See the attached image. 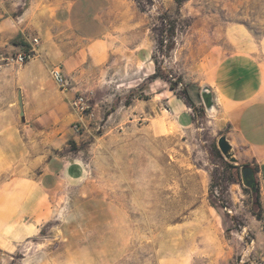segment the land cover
<instances>
[{"label": "rangeland", "instance_id": "374dc122", "mask_svg": "<svg viewBox=\"0 0 264 264\" xmlns=\"http://www.w3.org/2000/svg\"><path fill=\"white\" fill-rule=\"evenodd\" d=\"M65 1L0 0V16L29 10L19 22L33 29ZM112 1L124 37L148 52L145 76L156 77L142 80L127 50L122 66L78 91L89 109L79 132L68 126V173L48 193L37 195L27 176L39 136L18 116L23 65L0 51V264H264L258 173L259 204L242 181V166L255 163L239 150L240 164L223 158L216 143L228 128L199 95L221 62L261 58L264 0ZM170 84L193 96L189 124L157 95Z\"/></svg>", "mask_w": 264, "mask_h": 264}, {"label": "crops", "instance_id": "0c3cea01", "mask_svg": "<svg viewBox=\"0 0 264 264\" xmlns=\"http://www.w3.org/2000/svg\"><path fill=\"white\" fill-rule=\"evenodd\" d=\"M30 18L29 10L12 22L11 17L0 16V46H3L0 51L19 53L33 37L39 39L37 56L24 64L15 78L26 126L39 136L37 157L30 160L27 168L28 181L39 195L55 189L67 172L68 161L62 145L72 135L68 126L76 119L70 110L78 91L91 90L114 65L122 66L127 50L134 51L133 56L140 64L138 72L144 75L142 80L148 78L145 74L152 73L153 67L146 64L145 48L132 47L129 38L124 37L123 19L114 15L112 0L65 1L33 29L24 28L19 22ZM15 38L23 44L10 43ZM259 51L261 58L241 53L221 62L214 71L211 92L215 111L221 118L220 127L228 128L241 156L258 166L264 202V38L259 42ZM54 68L68 81L67 89L60 90L52 81L50 71ZM175 92L169 88L157 95L166 105L165 111L174 115L178 123L189 124L187 110L192 107L193 96L185 89L181 94ZM34 211L38 215L36 207Z\"/></svg>", "mask_w": 264, "mask_h": 264}, {"label": "built area", "instance_id": "2783aa9c", "mask_svg": "<svg viewBox=\"0 0 264 264\" xmlns=\"http://www.w3.org/2000/svg\"><path fill=\"white\" fill-rule=\"evenodd\" d=\"M39 44V39L33 37L30 41L27 42V48L23 51L16 53L10 60L17 65H24L36 56V47ZM50 77L54 84L60 89L65 90L69 86L68 81L62 75L61 71L58 68H54L50 71ZM72 109L75 112L77 119L72 125V129L75 132H79L84 123L85 115L89 109V105L85 97L81 95H76L71 103ZM142 117H140L141 119Z\"/></svg>", "mask_w": 264, "mask_h": 264}, {"label": "water", "instance_id": "95a60500", "mask_svg": "<svg viewBox=\"0 0 264 264\" xmlns=\"http://www.w3.org/2000/svg\"><path fill=\"white\" fill-rule=\"evenodd\" d=\"M17 92V108H18V116L20 119V123H24V112H23V104L21 99V94L19 90ZM201 100L203 106L208 114H212L215 111L214 99L211 92V89L207 86L203 87L200 92ZM217 148L223 158L230 164H240L239 162V153L235 142L232 140L229 132L221 134L217 139ZM251 174V171L248 168H244L242 170V177L247 178Z\"/></svg>", "mask_w": 264, "mask_h": 264}, {"label": "trees", "instance_id": "16d2710c", "mask_svg": "<svg viewBox=\"0 0 264 264\" xmlns=\"http://www.w3.org/2000/svg\"><path fill=\"white\" fill-rule=\"evenodd\" d=\"M177 6H180V0H176ZM156 77L155 74L151 77H148L146 80L150 78ZM169 88L173 90L174 88L172 87V84H170ZM187 97V95H185ZM188 99V97H187ZM229 168H232L233 166L227 165ZM243 166H246L251 173L253 172V177H247L246 179L242 177V181L244 185L251 191V193L255 196V199L257 200V204H259V181L257 179V173L259 172L258 166L256 164H245Z\"/></svg>", "mask_w": 264, "mask_h": 264}, {"label": "flooded vegetation", "instance_id": "af4514ba", "mask_svg": "<svg viewBox=\"0 0 264 264\" xmlns=\"http://www.w3.org/2000/svg\"><path fill=\"white\" fill-rule=\"evenodd\" d=\"M244 168H247V167H246V166H242V170H243ZM249 177H253V172L249 175Z\"/></svg>", "mask_w": 264, "mask_h": 264}, {"label": "bare ground", "instance_id": "6f19581e", "mask_svg": "<svg viewBox=\"0 0 264 264\" xmlns=\"http://www.w3.org/2000/svg\"><path fill=\"white\" fill-rule=\"evenodd\" d=\"M217 104V103H216Z\"/></svg>", "mask_w": 264, "mask_h": 264}]
</instances>
